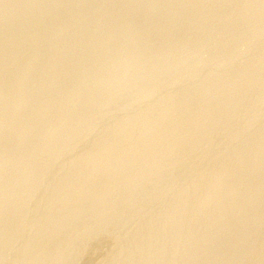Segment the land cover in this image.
<instances>
[{
	"label": "rangeland",
	"instance_id": "rangeland-1",
	"mask_svg": "<svg viewBox=\"0 0 264 264\" xmlns=\"http://www.w3.org/2000/svg\"><path fill=\"white\" fill-rule=\"evenodd\" d=\"M0 264H264V0H0Z\"/></svg>",
	"mask_w": 264,
	"mask_h": 264
},
{
	"label": "bare ground",
	"instance_id": "bare-ground-1",
	"mask_svg": "<svg viewBox=\"0 0 264 264\" xmlns=\"http://www.w3.org/2000/svg\"><path fill=\"white\" fill-rule=\"evenodd\" d=\"M119 2V1H118ZM143 8V7H142ZM2 19V18H1ZM62 21V20H61ZM130 23V22H129ZM164 26V25H163ZM49 48V47H48ZM76 69V68H75ZM243 75V74H242ZM85 79V78H84ZM92 81V80H91ZM215 84V83H214ZM88 85V84H87ZM193 85V84H192ZM214 86V85H213ZM72 87V86H71ZM216 87V86H215ZM240 89V88H239ZM200 93V92H199ZM220 93V92H219ZM215 94V93H214ZM231 97V96H230ZM103 100V99H102ZM194 102V101H193ZM214 102V101H213ZM216 103V102H215ZM212 105V104H211ZM217 108V107H216ZM201 109V108H200ZM20 110V109H19ZM224 110V109H223ZM228 110V109H227ZM198 112V111H197ZM183 113V112H182ZM186 113V112H185ZM198 114V113H197ZM174 117V116H173ZM202 119V118H201ZM86 121V119H85ZM181 121V120H180ZM125 125V124H124ZM177 127V126H176ZM135 128V127H134ZM155 128V127H154ZM224 128V127H223ZM199 129V128H198ZM136 133V132H135ZM245 136V135H244ZM154 137V136H153ZM218 137V136H217ZM215 139V138H214ZM57 144V143H56ZM144 145V144H143ZM191 155V154H190ZM223 155V154H222ZM102 156V155H101ZM172 156V155H171ZM234 160V159H233ZM178 161V160H177ZM31 164V163H30ZM242 164V163H241ZM144 166V165H143ZM104 167V166H103ZM117 167V166H116ZM176 171V170H175ZM9 175V174H8ZM28 178V177H27ZM33 180V179H32ZM229 181V180H228ZM148 182V181H147ZM218 183V182H217ZM237 183V182H236ZM55 184V183H54ZM104 185V184H103ZM149 185V184H148ZM167 185V184H166ZM249 186V185H248ZM137 187V186H136ZM206 187V186H205ZM104 188V187H103ZM126 188V187H125ZM139 189V188H138ZM148 189V188H147ZM241 189V188H240ZM248 189V188H247ZM125 190V189H124ZM199 190V189H198ZM238 190V189H237ZM250 190V189H249ZM156 191V190H155ZM35 192V191H34ZM152 194V193H151ZM203 194V193H202ZM149 197V196H148ZM236 197V196H235ZM138 199V198H137ZM216 200V199H215ZM253 200V199H252ZM132 201V200H131ZM180 202V201H179ZM245 202V201H244ZM9 203V202H8ZM237 203V202H236ZM11 205V204H10ZM193 207V206H192ZM7 208V207H6ZM117 209V208H116ZM202 209V208H201ZM130 210V209H129ZM246 211V210H245ZM150 212V211H149ZM237 212V211H235ZM188 213V212H187ZM110 214V213H109ZM260 214V213H259ZM193 215V214H192ZM255 215V214H254ZM248 216V215H247ZM105 217V216H104ZM241 217V216H240ZM26 218V217H25ZM147 218V217H146ZM120 220V219H119ZM203 221V220H202ZM40 222V221H39ZM263 222V221H262ZM18 223V222H17ZM196 223V222H195ZM212 223V222H211ZM5 224V223H4ZM213 224V223H212ZM233 224V223H232ZM184 225V224H183ZM199 225V224H198ZM193 226V225H192ZM217 226V225H216ZM177 227V226H176ZM231 230V229H230ZM56 231V230H55ZM243 232V231H242ZM183 234V233H182ZM231 234V233H230ZM218 236V235H217ZM232 236V235H231ZM243 236V235H242ZM250 240V239H249ZM239 241V240H238ZM5 243V242H4ZM12 243V242H11ZM157 243V242H156ZM240 243V242H239ZM125 244V243H124ZM55 245V244H54ZM175 246V245H174ZM210 246V245H209ZM16 248V247H15ZM227 249V248H226ZM43 250V249H42ZM6 252V251H5ZM62 252V251H61ZM144 252V251H143ZM37 253V252H36ZM40 253V252H39ZM44 253V252H43ZM243 253V252H242ZM136 254V253H135ZM57 255V254H56ZM33 256V255H32ZM160 260V259H159ZM209 260V259H208ZM231 260V259H230ZM241 260V259H240ZM26 261V260H25ZM139 261V260H138ZM235 262V261H234Z\"/></svg>",
	"mask_w": 264,
	"mask_h": 264
}]
</instances>
